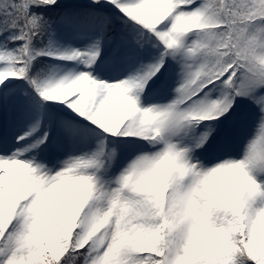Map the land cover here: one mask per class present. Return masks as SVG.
<instances>
[{"label":"snow or ice","instance_id":"6c2138e0","mask_svg":"<svg viewBox=\"0 0 264 264\" xmlns=\"http://www.w3.org/2000/svg\"><path fill=\"white\" fill-rule=\"evenodd\" d=\"M0 264H264V0H0Z\"/></svg>","mask_w":264,"mask_h":264}]
</instances>
